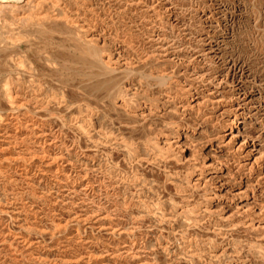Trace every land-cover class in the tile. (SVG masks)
<instances>
[{
	"label": "rangeland",
	"instance_id": "374dc122",
	"mask_svg": "<svg viewBox=\"0 0 264 264\" xmlns=\"http://www.w3.org/2000/svg\"><path fill=\"white\" fill-rule=\"evenodd\" d=\"M0 264H264V0L0 1Z\"/></svg>",
	"mask_w": 264,
	"mask_h": 264
},
{
	"label": "bare ground",
	"instance_id": "6f19581e",
	"mask_svg": "<svg viewBox=\"0 0 264 264\" xmlns=\"http://www.w3.org/2000/svg\"><path fill=\"white\" fill-rule=\"evenodd\" d=\"M0 1H5V0H0ZM89 54H90V53H89ZM96 60H97V59H96ZM233 65H234V64H233ZM106 69H107V68H106ZM163 80H164V79H163ZM159 83H160V82H159ZM77 118H78V117H77ZM86 119H87V118H86ZM91 126H92V124H91ZM95 132H96V131H95ZM106 138H107V137H106ZM112 139H114V138H112ZM107 141H108V140H107ZM107 141H106V142H107ZM111 141H112V140H111ZM151 141H152V140H151ZM151 141H150V142H151ZM95 142H96V141H95ZM147 143H148V142H147ZM148 144H149V143H148ZM152 144H153V143H152ZM165 144H166V143H165ZM124 146H125V144H124ZM154 147H155V146H154ZM154 147H153V148H154ZM254 163H255V162H254ZM131 164H132V163H131ZM134 177H135V176H134ZM134 177H133V178H134ZM201 186H202V185H201Z\"/></svg>",
	"mask_w": 264,
	"mask_h": 264
}]
</instances>
